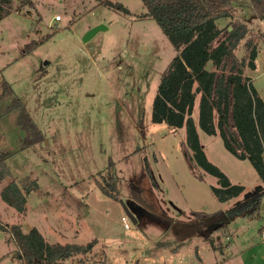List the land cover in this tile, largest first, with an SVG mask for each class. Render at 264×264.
<instances>
[{
    "label": "rangeland",
    "instance_id": "obj_1",
    "mask_svg": "<svg viewBox=\"0 0 264 264\" xmlns=\"http://www.w3.org/2000/svg\"><path fill=\"white\" fill-rule=\"evenodd\" d=\"M32 1L34 6L22 9L15 1L11 14L0 21V77L12 85L44 140L22 150L25 133L17 113L5 114L10 99L0 100V150L14 152L6 161L11 175L0 179V222L20 224L26 233L35 227L50 243L98 240L84 262L77 256L69 260L72 264H264V184L251 163L231 155L221 138L201 132L209 159L232 182L245 186L238 198L221 203L211 191L217 180L197 179L191 169L181 148L184 129L152 122L161 74L177 51L156 21L139 19L146 12L142 0H112L131 14L99 0ZM234 6L236 19L251 29L247 39L258 40L263 55L257 72L245 73L264 74V20L248 0ZM56 15L62 20L54 21ZM229 22L221 19L218 25ZM97 26L105 28L85 41ZM33 41L42 42L26 53ZM256 86L264 97V75ZM145 157L159 186L150 200L171 226L137 201ZM110 162L119 201L104 195L96 182H103ZM26 176L37 179L40 189L29 195L26 214L20 216L1 192ZM142 189L148 196L149 188ZM193 211L227 218L187 230L183 226L191 224ZM9 237L0 228V264H21Z\"/></svg>",
    "mask_w": 264,
    "mask_h": 264
},
{
    "label": "trees",
    "instance_id": "obj_2",
    "mask_svg": "<svg viewBox=\"0 0 264 264\" xmlns=\"http://www.w3.org/2000/svg\"><path fill=\"white\" fill-rule=\"evenodd\" d=\"M15 1L19 9L34 6L32 0H0V21L11 14ZM100 4L125 14H131L123 4L112 0H99ZM256 17L264 20V0H248ZM146 12L139 19H153L176 49L177 55L161 74L160 85L152 105V122L166 124L173 130L184 129L185 139L181 148L197 179L210 176L217 180L211 191L221 203L238 198L245 186L236 184L208 157L201 140V132L222 139L225 149L241 161H249L264 184V99L253 85L246 70L257 69L260 53L259 41L250 36L251 29L235 17L234 4L238 0H142ZM230 19L220 28L218 21ZM51 35H48L50 38ZM246 41L242 51V43ZM44 41V40H42ZM41 41V42H42ZM28 44L26 53L40 43ZM10 99L5 114L17 113V124L24 131L21 149L44 140L43 133L17 96L12 85L0 77V100ZM1 135V133H0ZM14 152L0 150V179L11 175L7 159ZM113 162L107 168L103 182L96 181L104 195L119 201L120 191L113 173ZM198 170L200 172L196 171ZM148 183L150 184L148 186ZM143 186L149 188L145 196ZM158 183L152 173L150 160L145 157L137 197L147 200L157 210L153 189ZM40 189L37 179L26 176L9 183L1 192L3 201L20 216L27 211L28 197ZM193 221L187 230L200 229L199 222L206 213L193 211ZM164 224L173 222L155 214ZM185 225V224H183ZM18 252L21 264H72L70 259L80 256V262L93 253L98 240L87 245L77 243H50L43 233L33 227L27 233L22 225H3ZM215 229V228H213ZM208 241L215 248V240L206 232ZM223 249V246L221 247Z\"/></svg>",
    "mask_w": 264,
    "mask_h": 264
},
{
    "label": "water",
    "instance_id": "obj_3",
    "mask_svg": "<svg viewBox=\"0 0 264 264\" xmlns=\"http://www.w3.org/2000/svg\"><path fill=\"white\" fill-rule=\"evenodd\" d=\"M105 27L104 26H97L93 29H91L88 34L85 36L84 40H88L89 38H91L92 36H94L97 32H99L100 30H103ZM124 206V205H123ZM125 212L128 214V216L136 223L137 220L136 218L130 213V211L128 210V208L126 206H124ZM227 215L225 213H220V214H216V215H211L207 218V223H219V222H224V220H226ZM219 226H217L216 228H218ZM15 258L18 257V254H14Z\"/></svg>",
    "mask_w": 264,
    "mask_h": 264
},
{
    "label": "flooded vegetation",
    "instance_id": "obj_4",
    "mask_svg": "<svg viewBox=\"0 0 264 264\" xmlns=\"http://www.w3.org/2000/svg\"><path fill=\"white\" fill-rule=\"evenodd\" d=\"M137 198V201L141 204V205H143V206H145L146 208H148V210L149 211H152L154 214H159L160 215V209H155V208H153L151 205H149L147 202V200H141L140 198H138V197H136ZM162 212V211H161ZM162 214V213H161ZM208 218V217H207ZM207 218H204L203 220H201L200 222H199V225H200V227H202V228H205L206 229V227H212L214 224H216V223H207L206 221H207Z\"/></svg>",
    "mask_w": 264,
    "mask_h": 264
},
{
    "label": "crops",
    "instance_id": "obj_5",
    "mask_svg": "<svg viewBox=\"0 0 264 264\" xmlns=\"http://www.w3.org/2000/svg\"><path fill=\"white\" fill-rule=\"evenodd\" d=\"M257 60H263V55H261V54H259V56H258V59ZM256 63H257V61H256ZM257 70H258V68L255 70V71H252V73H256L257 72ZM248 77H250L251 78V80H252V82H253V85L257 88V90H258V92H259V94L261 95V97L264 99V97H263V94H262V91L260 90V88L259 87H257L256 86V82H257V80L261 77V76H263L264 74H261V75H258V76H255L254 75V77H252L251 75H248V74H246ZM213 138H215V136H213ZM184 140V139H183ZM182 141V140H181ZM205 146V145H204ZM205 149H206V147H205ZM206 151H207V149H206ZM214 195V194H213ZM232 202V201H231ZM198 212H200V211H198ZM201 212H204V213H208V212H206V211H201ZM213 212V211H212ZM210 213V212H209ZM171 225H173V224H171ZM170 225V226H171ZM32 229V228H31ZM44 235V234H43ZM45 236V235H44ZM46 237V236H45ZM46 239H47V237H46ZM262 239V238H261ZM48 240V239H47ZM262 241H264L263 239H262Z\"/></svg>",
    "mask_w": 264,
    "mask_h": 264
},
{
    "label": "built area",
    "instance_id": "obj_6",
    "mask_svg": "<svg viewBox=\"0 0 264 264\" xmlns=\"http://www.w3.org/2000/svg\"><path fill=\"white\" fill-rule=\"evenodd\" d=\"M62 20V17L60 15L54 16V21L59 22ZM122 221L124 222L125 228L130 229L131 226L129 224V219L126 216L122 217ZM261 238L264 240V231L261 233Z\"/></svg>",
    "mask_w": 264,
    "mask_h": 264
}]
</instances>
